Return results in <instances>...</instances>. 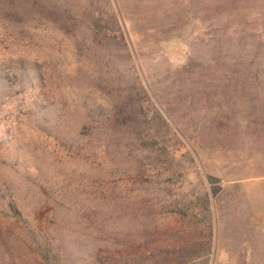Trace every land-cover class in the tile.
Returning a JSON list of instances; mask_svg holds the SVG:
<instances>
[{
  "label": "rangeland",
  "instance_id": "1",
  "mask_svg": "<svg viewBox=\"0 0 264 264\" xmlns=\"http://www.w3.org/2000/svg\"><path fill=\"white\" fill-rule=\"evenodd\" d=\"M53 1L74 33L0 16V264H264V0Z\"/></svg>",
  "mask_w": 264,
  "mask_h": 264
},
{
  "label": "trees",
  "instance_id": "2",
  "mask_svg": "<svg viewBox=\"0 0 264 264\" xmlns=\"http://www.w3.org/2000/svg\"><path fill=\"white\" fill-rule=\"evenodd\" d=\"M233 0H224L216 3V7L227 5ZM238 1V0H236ZM100 10V9H99ZM91 13V29L93 30L94 39L102 35L103 38L109 41H118L122 44H126L125 36L119 24L116 15L109 14L106 11L100 10L95 15L93 10ZM103 14L107 16L103 17ZM0 16L11 17L14 16L20 20H27L30 17L43 18V20H49L54 26L58 27L62 32L66 34L74 33L79 26L78 17L69 8L63 7L61 4L53 0H0ZM147 96V95H146ZM144 108L141 103L134 100L132 93H125L119 95L112 104V111L108 117V124L116 131H138V126L144 123ZM157 162V161H156ZM158 161L157 164H161ZM208 210V208H207ZM206 210V211H207ZM197 214L194 213V216ZM183 216L186 213L183 212ZM199 221V220H197ZM197 226V223H195ZM209 228L208 235H211V225H207ZM197 230V227H195ZM192 235V232L189 233ZM185 240V237L183 238ZM186 242L180 246L172 245L166 246V254H172V262L170 264H179L183 262L181 252L188 247H193L197 242H201L198 237L192 236L191 240L186 238ZM150 257H144L140 252L133 255L129 260V264H149ZM125 262V256H118V262L122 264L120 259ZM146 258V260H143ZM191 259V258H190ZM95 264H107L105 261L97 258ZM154 264V263H151Z\"/></svg>",
  "mask_w": 264,
  "mask_h": 264
}]
</instances>
